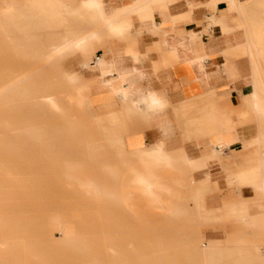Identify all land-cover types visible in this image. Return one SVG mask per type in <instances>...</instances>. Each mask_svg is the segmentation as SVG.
I'll return each mask as SVG.
<instances>
[{
	"label": "rangeland",
	"instance_id": "rangeland-1",
	"mask_svg": "<svg viewBox=\"0 0 264 264\" xmlns=\"http://www.w3.org/2000/svg\"><path fill=\"white\" fill-rule=\"evenodd\" d=\"M60 1L64 7L47 5L43 14L32 0H0V264H264L263 194L257 202H241L215 217L203 204L194 171L179 163L181 189L161 184L154 191L163 208L137 185L120 184L107 172L116 167L113 153L100 162L105 174L93 176L100 153L84 145L93 142L89 105H82L80 94L72 95L75 88L61 83L67 55L75 51L52 58L45 53L64 36L87 30L98 34L106 26L81 17L76 11L81 3ZM237 2L240 11L218 5L232 12L245 47L249 42L257 51L264 72V0ZM9 6L11 13L3 16ZM216 25L234 30L224 20ZM31 28L35 36L28 39ZM250 59L254 90L260 80ZM86 63L85 70L92 72ZM260 103L264 107V97ZM252 107L262 123L264 111L254 102ZM82 127L84 132L78 131ZM254 141L264 146V133ZM143 153L146 166L152 158ZM180 160L186 166L192 161L187 154ZM253 173L260 176L264 168ZM208 186L206 193L214 192V185ZM145 212L156 217H139ZM235 225L241 226L239 232ZM209 227L222 229L223 240L213 243L203 231Z\"/></svg>",
	"mask_w": 264,
	"mask_h": 264
},
{
	"label": "crops",
	"instance_id": "crops-1",
	"mask_svg": "<svg viewBox=\"0 0 264 264\" xmlns=\"http://www.w3.org/2000/svg\"><path fill=\"white\" fill-rule=\"evenodd\" d=\"M86 1L107 14L108 25L119 24L98 28L86 48L67 55L63 67L75 79L61 83L75 88L72 95L80 94L82 105H89L93 142L83 144L100 153L93 176L105 174L100 162L109 152L117 161L107 172L118 183H132L140 174L177 192L184 183L179 163L194 171L213 216L241 202H257L261 188L236 179L264 168V146L254 141L264 133V120L258 123L252 107L253 65L232 12L212 0H70L67 6ZM222 20L234 28L231 33L216 25ZM85 62L96 68L88 72ZM102 136L107 142H96ZM154 145L172 162L156 156L148 174L140 155ZM183 154L191 157L190 166L181 162ZM227 183L236 189L229 191ZM208 185L214 192L206 193ZM148 216L155 215L139 214ZM203 231L213 243L223 240L222 229Z\"/></svg>",
	"mask_w": 264,
	"mask_h": 264
},
{
	"label": "bare ground",
	"instance_id": "bare-ground-1",
	"mask_svg": "<svg viewBox=\"0 0 264 264\" xmlns=\"http://www.w3.org/2000/svg\"><path fill=\"white\" fill-rule=\"evenodd\" d=\"M216 1H218L217 2L218 4H222V5L230 4L234 7H236L238 9V11H240V4H238L237 0H216ZM32 3H35L39 7V11L43 14L46 13L47 5H51L52 7H58V8L64 7V5L61 3L60 0H32ZM93 3H94L93 1L82 2L81 4H79L76 11H78L80 16L83 18L87 17V18L91 19L92 21H96V20L102 21L103 20L104 25L107 27H110V29L117 28L119 24H116V23H112L109 25L107 24L108 21L105 19L107 17V14L100 7H93L92 6ZM213 3H214V1H213ZM213 3H211V4H213ZM11 8H10V6L5 8V10L2 11V15L8 16L12 11ZM60 13H61L60 9L53 12L54 15H59ZM217 20H218V17H217ZM212 21H214L213 18H212ZM215 23H218V22H215ZM35 29L36 28L30 29L28 39L35 36L34 35ZM97 35L98 34L95 32V30H87V31L80 32L79 34H74L72 36H69V35L64 36L59 42L55 43L49 51H47L45 53L46 57L52 58L56 54H60V53L65 52L67 50L76 51L79 48H81L82 46H84L86 43H88L92 37L97 36ZM246 45L248 46L249 53H250L251 57L254 58V60H255L256 74L260 80L259 86L257 88H255L253 90V93H252L253 102H254L255 107L258 110L264 111V107L260 103L261 97H264V72H262L261 67L257 62V58H256L257 51L255 49L251 48L249 42H247ZM247 46H246V48H247ZM85 66L87 68H89L90 70H94L96 68V65L91 63V62L86 63ZM62 75H63L62 80H73V75L71 73L62 72ZM150 106H152V105L150 104ZM161 155H162V157H164V159H167V161L168 160L170 161V156H168V154L165 152L162 153L161 151H159L157 145L153 146L151 149H149L143 153V156L152 158L151 163L146 164V166H145L148 174L152 172L153 166L155 165V157L161 156ZM164 159H161V160L164 161ZM236 179H238L237 180L238 183H239V181L243 182L245 184L248 183V186H249V184H250V186H252V184H256L254 186L258 185L261 188L262 193L264 194V173L261 174L260 176H258V175H255L253 172H249V173L247 172V174H244L243 176L240 175L239 177H236ZM151 181H152V179H150V177H144L140 174H137V176L132 179V183L137 185L138 187H140L142 189L146 198L148 200L152 201L153 204L155 205V207L163 208L164 204H163V202H161L159 200L160 195L154 193L155 189L158 188L159 186H161V184L153 183ZM234 181H236V180H234ZM165 190H167L168 192L172 191L171 188H166ZM258 207H261V204H258Z\"/></svg>",
	"mask_w": 264,
	"mask_h": 264
}]
</instances>
